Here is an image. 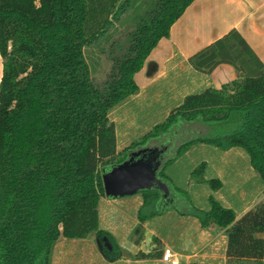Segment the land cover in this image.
Listing matches in <instances>:
<instances>
[{
  "label": "trees",
  "instance_id": "trees-1",
  "mask_svg": "<svg viewBox=\"0 0 264 264\" xmlns=\"http://www.w3.org/2000/svg\"><path fill=\"white\" fill-rule=\"evenodd\" d=\"M193 1L0 0V264H52L60 238L92 235L103 238L105 257L117 260L100 227L102 174L132 151L161 149L151 141L182 123L198 122L211 134L183 141L159 169L171 195L188 196L166 174L167 165L198 142L242 148L264 183V63L236 28L188 58L203 73L230 65L236 78L187 94L161 122L118 149L110 112L138 92L134 75ZM198 167L190 177L203 183L204 165ZM139 194L141 224L176 199L156 186ZM188 202L191 209L174 205L176 211L224 230L225 264H264V198L239 218L213 198L207 210ZM148 207L153 210L144 214ZM152 242L137 259L161 257L162 242L156 236Z\"/></svg>",
  "mask_w": 264,
  "mask_h": 264
},
{
  "label": "crops",
  "instance_id": "crops-1",
  "mask_svg": "<svg viewBox=\"0 0 264 264\" xmlns=\"http://www.w3.org/2000/svg\"><path fill=\"white\" fill-rule=\"evenodd\" d=\"M233 28H236L243 35L264 63V0H194L177 21L173 23L169 36L160 39L156 47L148 55L142 69L134 75V79L139 86L138 92L130 96V100L129 98L126 99L116 108L127 105V100L136 106L135 102L138 101L139 103L141 98L147 100L153 97V110H156V102L160 105V101L163 100L167 116L170 109L182 102L187 95L184 88L183 91L179 88L183 87L180 80L185 78V73L189 74L192 69L195 70L190 65L188 58ZM2 66V57L0 55V79ZM207 74L214 81L215 85L212 87L216 88H220L224 83L231 82L237 76L234 68L226 64L218 66L214 71ZM178 89L182 95H179ZM177 95L178 98L174 99L173 97ZM116 131L118 149L121 150L126 145L120 146L117 126ZM166 174L172 179L168 173ZM136 196L141 198V201L138 200L136 202L137 207L138 204L140 207L143 199L139 193L112 199L106 196L102 197L99 203L100 227L104 229L111 224L110 219L114 217L113 214L124 213L122 218L123 216L125 217V214H128L125 209L134 201ZM120 205L125 209L121 210L118 208ZM253 206L245 208L242 214ZM227 207L232 208L231 206ZM136 215L137 219L133 218L136 221L134 223L135 226L141 224L139 213L137 212ZM236 216L239 218L237 214ZM118 221L116 219L117 223H119ZM120 223L122 222L120 221ZM141 225L142 228L148 225L153 226L152 237L156 236L160 239L163 245V252L165 248H170L174 256L179 259V264H183L182 257L186 255L178 253L177 250L181 249L190 252L193 248H195L196 252L189 256L187 255L188 259L184 264H190L193 260H198L201 264H225L226 235L224 230L216 228L206 229V233L211 232L209 234L212 235V238L207 244L201 245L207 236H204L205 233L201 230L200 221L192 215L180 214L175 207L168 206L166 211L154 215ZM138 236L135 238V244L138 247H134L133 251L135 260H125V262L120 259L108 260L104 257L94 243V235L85 239L69 240L60 238L54 248L52 264H141L147 262L171 264L162 259L163 252L161 257L157 259H137L136 254L142 250L140 247L142 240L138 243ZM196 239L199 242L197 245L194 243ZM105 243L110 247L108 242ZM75 248L80 252L73 254L69 251V249ZM153 248L154 245H151L145 252Z\"/></svg>",
  "mask_w": 264,
  "mask_h": 264
},
{
  "label": "rangeland",
  "instance_id": "rangeland-1",
  "mask_svg": "<svg viewBox=\"0 0 264 264\" xmlns=\"http://www.w3.org/2000/svg\"><path fill=\"white\" fill-rule=\"evenodd\" d=\"M185 75V78L180 80L183 87L179 89L181 91L185 89L187 94L200 92L207 87L215 85L212 77H208L209 75L207 73L197 72L192 69L191 73H185ZM179 95L182 94L179 93ZM152 98H148L147 100L141 98L139 103L138 101L135 102L136 106L127 100V105L116 108L110 112V119L116 124L118 129L121 147L124 145L127 146L132 141L139 139L145 132L150 130L153 125L161 122L166 117L167 112H165L166 106L163 104L164 101L161 100L160 105L156 102V110H153ZM173 98H178V95ZM209 134H211L210 128L198 122L182 123L177 127L175 126L172 132L163 136L160 141L153 140L150 144L161 145V150L165 153L164 159L162 160L163 165L168 158L175 155L178 146L183 141L200 135L210 136ZM202 164L204 165L203 175L206 181L197 183L190 177L191 172L199 168L198 166ZM166 173L172 177L176 186L186 191L188 194L187 197H184V194L173 193L176 197L174 202L170 200L167 201L168 206L174 207V205H176L178 209L186 211L189 208L191 209V205L188 202V200H190L195 207L207 210L210 206V199L213 198L220 201L226 207L231 206L238 217H240L245 208L255 205L264 198V183L257 171L250 164L248 154L240 147H232L228 150H223L208 142H198L186 153L171 162L170 165H167ZM211 179L220 180L222 183L221 186L219 188H214L210 182ZM173 194L171 196H173ZM138 200L141 201L140 196L135 197L134 201L127 208L129 210L123 208L122 205L118 206L121 210L125 209L128 214H125L123 218L122 215H124V213L113 214L114 217L110 219L111 224L104 228L111 236L112 243L116 246L115 253L118 254V259L124 262L125 260H135L133 251L134 247H138L135 244V238L141 233L144 235L140 244L141 249L147 251L149 247L153 245V226L148 225L142 228L141 224L137 226L134 224L136 221H134L135 219L133 218L137 217L136 213H139L141 208L139 204L138 207L136 205ZM159 204H157V206H152L155 211L160 209ZM152 207H148L147 210L143 209V213L149 214L153 210ZM116 219L119 220V223L116 222ZM120 221L122 223H120ZM206 229L209 228L202 227L201 229L203 230L202 232L205 233L204 236H207L206 240L201 245L207 244L212 238V235L209 234L211 232L208 230L209 233H206ZM102 240L103 238L100 239L99 237H95L94 243L105 257ZM197 241V239L194 240L195 245L199 243ZM69 251L73 254L80 252L77 248L69 249ZM177 252L189 256L196 252V250L193 248L190 252H187L186 250L178 249ZM186 256L182 257V261H184L183 264L186 263L188 259ZM141 264L153 263L147 262Z\"/></svg>",
  "mask_w": 264,
  "mask_h": 264
},
{
  "label": "water",
  "instance_id": "water-1",
  "mask_svg": "<svg viewBox=\"0 0 264 264\" xmlns=\"http://www.w3.org/2000/svg\"><path fill=\"white\" fill-rule=\"evenodd\" d=\"M161 153L156 148L132 151L125 161L103 172L105 196L110 199L131 196L156 186L168 197L170 189L158 177L162 167Z\"/></svg>",
  "mask_w": 264,
  "mask_h": 264
},
{
  "label": "built area",
  "instance_id": "built-area-1",
  "mask_svg": "<svg viewBox=\"0 0 264 264\" xmlns=\"http://www.w3.org/2000/svg\"><path fill=\"white\" fill-rule=\"evenodd\" d=\"M162 259L171 264H179V259L174 256V253L170 248H165Z\"/></svg>",
  "mask_w": 264,
  "mask_h": 264
},
{
  "label": "flooded vegetation",
  "instance_id": "flooded-vegetation-1",
  "mask_svg": "<svg viewBox=\"0 0 264 264\" xmlns=\"http://www.w3.org/2000/svg\"><path fill=\"white\" fill-rule=\"evenodd\" d=\"M159 150L162 151V153H161V158H162V160H163V159H164V154H165V153H164L163 150H161V149H159ZM170 195H171V194H169L168 197H169ZM168 197H167V198H168ZM169 200H170V201H173L172 198H169Z\"/></svg>",
  "mask_w": 264,
  "mask_h": 264
}]
</instances>
